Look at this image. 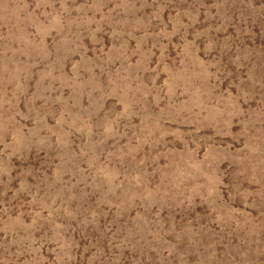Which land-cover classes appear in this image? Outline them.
<instances>
[{"label": "rangeland", "instance_id": "1", "mask_svg": "<svg viewBox=\"0 0 264 264\" xmlns=\"http://www.w3.org/2000/svg\"><path fill=\"white\" fill-rule=\"evenodd\" d=\"M0 264H264V0H0Z\"/></svg>", "mask_w": 264, "mask_h": 264}]
</instances>
